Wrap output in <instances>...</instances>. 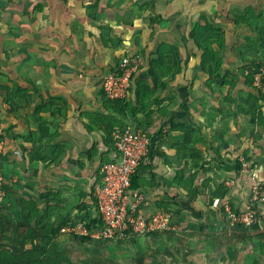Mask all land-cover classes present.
<instances>
[{
	"label": "crops",
	"instance_id": "0c3cea01",
	"mask_svg": "<svg viewBox=\"0 0 264 264\" xmlns=\"http://www.w3.org/2000/svg\"><path fill=\"white\" fill-rule=\"evenodd\" d=\"M203 42L217 55L206 67ZM164 46L175 49L161 53L162 63ZM137 54L144 65L120 114L103 79ZM262 65L264 0H0V127L14 213L28 217L34 203L57 234L69 227L89 236L102 163L115 159L108 117L150 138L131 181L146 214L169 211L186 235L212 234L222 221L208 220L220 194L206 196L204 181L215 184L207 165L216 164L217 183L221 166L235 160L234 176L244 159L264 185V98L242 74ZM183 168L194 169L198 190ZM237 176L232 198L249 204V183Z\"/></svg>",
	"mask_w": 264,
	"mask_h": 264
},
{
	"label": "rangeland",
	"instance_id": "374dc122",
	"mask_svg": "<svg viewBox=\"0 0 264 264\" xmlns=\"http://www.w3.org/2000/svg\"><path fill=\"white\" fill-rule=\"evenodd\" d=\"M254 91L257 96L264 98L260 92ZM6 156L5 152L0 155V172L3 173H0V177L3 178L2 183H6L5 186L8 189L7 169L3 166L7 164ZM244 161L246 162L244 159L238 160L242 163V168L234 176L227 173H234V169L230 171V168L238 165L235 160L221 166L220 171L225 173H220L217 183L216 172H214L216 164L213 168L210 167L211 165L204 168L209 172L213 171L215 175V184H211L208 180L204 181L206 187L203 184L202 188L205 187L206 196H212L214 192H217V188L220 194L219 198L212 197L210 212L209 210L208 213L206 212L207 215L211 212L213 214L210 215L213 219L209 218V222L222 221L221 228L219 226L212 234L205 231L204 233L193 231L186 235L185 231H180V222L176 221L169 211L167 213L170 214L173 223L169 231L133 235V237L128 236L119 240L100 241L85 236L81 232L75 234L71 228L65 227L60 234L63 237L58 240L57 249L51 251L53 258L51 257V260L48 256L45 258L47 264H264V204L257 209L258 223L249 229L235 226L230 221L227 223L228 213L222 211L220 214L219 212L226 203L231 204L235 210L248 212L252 203L249 195L255 186L260 188L264 197V185L258 174ZM237 175L240 178L245 176L246 179H244L249 183L243 187L247 189L249 204H244L245 200L241 203L232 198V192L234 193V187L238 181ZM193 183V191L198 190L200 185H197L196 180ZM4 194L5 196L0 200V264L33 263L36 260L32 257L35 249L24 236L21 237L22 241L17 246L10 241V228L12 229L15 221L30 225L32 220L26 215H16L14 213L16 206L11 205L10 197ZM203 222L206 224L205 220ZM227 225L230 227L227 228Z\"/></svg>",
	"mask_w": 264,
	"mask_h": 264
},
{
	"label": "built area",
	"instance_id": "2783aa9c",
	"mask_svg": "<svg viewBox=\"0 0 264 264\" xmlns=\"http://www.w3.org/2000/svg\"><path fill=\"white\" fill-rule=\"evenodd\" d=\"M144 65L141 55L124 58L116 70L103 79L102 91L110 101L128 100L135 86V78ZM264 67L256 72L254 86L264 90ZM2 130L0 127V135ZM115 159L102 166V180L94 192L97 217L102 224L89 229V236L96 240H119L128 235L155 234L172 229L170 214L158 210L147 215L146 196L132 187V178L137 174L149 154L150 140L139 127L128 126L124 131H115ZM4 143L0 142V155ZM0 177V200L5 196ZM251 206L264 204V197L258 187L251 193ZM248 212L236 214L226 208L228 221L235 226L250 228L257 222V211L251 207ZM64 231V230H63ZM129 233V234H128Z\"/></svg>",
	"mask_w": 264,
	"mask_h": 264
},
{
	"label": "trees",
	"instance_id": "16d2710c",
	"mask_svg": "<svg viewBox=\"0 0 264 264\" xmlns=\"http://www.w3.org/2000/svg\"><path fill=\"white\" fill-rule=\"evenodd\" d=\"M194 37H195V39H197L196 34L194 35ZM197 41H198V39H197ZM203 43L204 44H203L202 49L205 51V54H204V60H203L202 66L206 67V64H207L206 62H208L209 59H212V60L216 59L217 55L214 53V51L211 49V47L207 46V45H209L208 42H203ZM169 49H172V52L174 53L175 48H171L168 46H164L158 51L159 55H161L160 61L162 63L164 62V56L161 53L164 50L166 51ZM158 61L159 60L156 61V64L160 63V62L158 63ZM263 67L264 66L262 65V66H259L255 69H253L251 72H248L247 74L243 73V72H242V74H244V76L247 78V83L251 86V88H253V90L260 92V94L264 96V90L254 86L255 74L257 71H259V69H261ZM153 72L154 71L152 70V73ZM212 73H211V75H212ZM263 82H264V80H263ZM144 88H145V86L142 83L138 84V86H137V90L140 92L139 97H138V102L140 104H142V102L145 100ZM18 93L20 95L26 94V92L23 90H18ZM5 101L10 102V98H6ZM126 101L127 100H119V101L108 100V102L111 103V106L114 107L116 109V111L120 114L124 113L125 110L127 108H129V106H130L129 105L130 103H128V102L126 103ZM139 108H140V110L142 109V107H140V106H139ZM102 124L105 126L104 131L106 134V138H105L106 146L108 147L109 151L113 150L115 152L116 149H115V140H114L113 134L115 131H124L127 128V126H125L122 123V121H119L118 119H113V118H108V117L102 119ZM43 127H45V124L42 123V127L40 129L43 130ZM172 127H175V126L173 125ZM1 130H2V128H1ZM149 140H150V138H149ZM0 142L4 143V131L3 130H2V134L0 135ZM150 147H151V142H150ZM3 152H4V150H3ZM113 161L114 160L106 159L103 161L102 166H104L110 162H113ZM241 168H242V164H240V166H238V170H241ZM192 171H194V169L193 170L189 169V172H187V169L183 168L182 170L179 171V174L181 176L187 177V179L189 181H192V184H194L193 181H195V179H196V174H194ZM0 173H2V172H0ZM3 185L4 186L2 187V189L5 191L6 194H8V197H10L9 190L5 186L6 183H4ZM134 189H135V187H134ZM19 205H21V207L25 206L22 202ZM258 206L259 205L254 204L251 206V209L253 211H255V210L257 211ZM227 207H229L231 209V211H233L236 214H240L241 212H243V211L235 210L231 204H227V203L222 206V211L226 212ZM27 213L29 215L28 218L32 220V224H30V225L20 224L19 222L15 221L14 222L15 224H14V226H12V229L10 228V230H11L10 241L12 244L17 246V244L21 243V241H22L21 237L24 236V238L29 241V244L35 249L34 254H32V257H33V259H36V260L33 263H29V264H47L45 258L47 256H48V259H50V260L53 258L51 251L53 249H57L58 240L61 239L63 236H61L60 234H57L56 230L55 229L53 230V228L51 227V224H49V221L51 220L50 214L45 213V215L41 216L39 210L36 208L34 203L28 204ZM257 223L258 222H255V224H253L251 227H255ZM96 224H100V225L102 224L101 220H99L98 217L95 219V221H93V224L90 227V230L92 227H95ZM128 236L133 237V235H128ZM100 241H109V240H100Z\"/></svg>",
	"mask_w": 264,
	"mask_h": 264
}]
</instances>
